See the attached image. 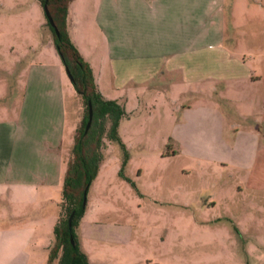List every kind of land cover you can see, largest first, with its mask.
<instances>
[{
    "label": "rangeland",
    "instance_id": "rangeland-1",
    "mask_svg": "<svg viewBox=\"0 0 264 264\" xmlns=\"http://www.w3.org/2000/svg\"><path fill=\"white\" fill-rule=\"evenodd\" d=\"M241 1L225 0L227 7L233 2L236 6L233 38L229 33L225 37L226 56L222 58L216 48L200 51L198 68L192 74L210 80L217 71L249 72L261 81L248 89L227 84L222 90L218 85L214 93L206 95H194L191 88L182 87L184 95L174 94L173 89L161 97L150 93L144 98L141 95L139 103L132 102L131 117L122 119L118 126L126 160L118 143L104 140V160L86 191L85 210L74 230L88 264H227L231 258L228 253L241 249L243 241L251 251L264 250V226L241 225L247 232L242 240L227 222L211 223L223 214H234L243 221L251 203L259 204L264 218V190L241 191L240 168L233 161H217L228 145L207 142L204 135L193 142L190 138L195 132L206 130L173 128L168 116L179 115L184 106L215 104L224 110L227 126L232 121L242 126L245 121L239 114L243 106H250L253 113L263 110L257 98L264 95V13H252L248 3L239 9ZM93 5L92 0L69 1L66 30L73 44L76 39L86 51L92 71L98 73L103 68L104 80H111L102 55L103 42L93 26ZM49 24L41 0H0L1 63H9V57L37 60L49 49L60 59ZM208 39L206 44L212 43V38ZM64 78L66 129L62 148L67 166L84 105L66 71ZM20 82L24 86L25 80ZM108 82L103 83L105 88L110 87ZM226 91L231 101L219 99L220 92ZM173 135L179 140H171ZM62 190L61 186L39 194L36 203L29 200L33 195L18 202L0 191V264H57V259L50 263L49 258L56 248L54 227L61 216L64 218V213L60 214ZM212 196L217 202L214 207ZM19 223L22 230H30L32 225L33 234H3L18 228ZM18 252V257H12ZM249 260L253 263L252 257Z\"/></svg>",
    "mask_w": 264,
    "mask_h": 264
},
{
    "label": "crops",
    "instance_id": "crops-1",
    "mask_svg": "<svg viewBox=\"0 0 264 264\" xmlns=\"http://www.w3.org/2000/svg\"><path fill=\"white\" fill-rule=\"evenodd\" d=\"M92 1L93 26L103 42L102 55L111 79L104 80L106 70L102 68L98 73L93 71L95 83L105 99L124 104L128 119L133 113L132 102L139 103L141 95L144 98L154 93L161 97L165 91L184 95L182 87L191 88L194 95H206L214 93L218 85L222 90L227 84L248 89L250 84L261 81L259 76L249 72L217 71L211 74L210 80L192 74L198 68L200 51L216 48L222 52V58L228 53L225 37L229 33L233 38L234 2L227 7L225 0ZM247 3L252 5L249 7L252 13H264V0H243L237 6L240 9ZM226 23L231 30L225 27ZM208 38H212V43L207 45ZM50 45L51 42L47 47ZM75 45L87 60L86 51L76 39ZM47 52L40 59L28 62L13 57H9V63L0 61V114L4 115L0 116V191L8 192L18 202L24 196L33 195L29 200L36 203L39 194L61 187L67 169L62 148L66 129L65 68L50 49ZM239 77L244 80H226ZM22 80H25L24 86ZM106 81L109 88L103 84ZM218 97L231 101L228 91L220 92ZM257 102L263 106L264 95L261 94ZM224 113L219 105L213 104L184 106L179 115L171 117L169 113L168 116L173 128L188 126L195 131L206 130L205 133L195 132L190 138L193 142L204 135L207 142L228 145L217 161H233L235 167L240 168L238 188L241 191L259 192L260 188L263 191L264 108L253 113L250 106H243L239 114L245 121L242 126L234 121L227 126ZM170 139L179 140L174 135ZM211 204L213 207L217 204L213 196ZM246 207L249 214L243 221L234 214H223L212 218L211 223L227 222L233 227L234 235L244 240L247 232L241 225L264 226L259 204L251 203ZM17 226L3 234L29 236L34 232L32 225L30 230H22L20 223ZM239 247L241 249L228 253L231 258L227 264H264V250L251 251L245 241ZM19 255L18 252L12 257ZM251 257L253 263L249 260Z\"/></svg>",
    "mask_w": 264,
    "mask_h": 264
},
{
    "label": "trees",
    "instance_id": "trees-1",
    "mask_svg": "<svg viewBox=\"0 0 264 264\" xmlns=\"http://www.w3.org/2000/svg\"><path fill=\"white\" fill-rule=\"evenodd\" d=\"M69 1L71 0H41L42 5L47 4L58 31L57 34L49 24L57 54L63 67L68 69L73 88L84 105V115L74 136L70 159L62 182L60 214L64 213V218L61 216L54 227L56 248L51 251L49 262L57 259V264H88V259L81 251L74 232L85 210L84 191H87L103 163L102 150L105 139L118 143L123 150L124 161L126 160L124 146L118 135V126L128 115L122 102L107 100L101 95L91 66L71 41L66 30ZM89 105L92 109V120L86 130ZM72 214L71 228H69L68 220Z\"/></svg>",
    "mask_w": 264,
    "mask_h": 264
},
{
    "label": "water",
    "instance_id": "water-1",
    "mask_svg": "<svg viewBox=\"0 0 264 264\" xmlns=\"http://www.w3.org/2000/svg\"><path fill=\"white\" fill-rule=\"evenodd\" d=\"M43 9H44L45 15H46V17L48 19V22L55 29V32L58 34V31H57V29L55 27L54 21H53V19L51 17V14H50V12L48 10V7H47V4L46 3L43 5ZM65 71L67 72V74H68V76L70 78V81H72V77H71V75H70V73H69V71H68L67 68H65ZM91 120H92V109H91V106L89 105V109H88V122H87V125H86V130L89 128L90 123H91ZM85 195H86V190L84 191L83 207H85V203H86ZM72 217H73V214L70 216V218L68 220V227L69 228H71ZM70 241H71V243L73 245V239L72 238H71Z\"/></svg>",
    "mask_w": 264,
    "mask_h": 264
}]
</instances>
